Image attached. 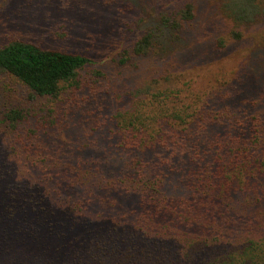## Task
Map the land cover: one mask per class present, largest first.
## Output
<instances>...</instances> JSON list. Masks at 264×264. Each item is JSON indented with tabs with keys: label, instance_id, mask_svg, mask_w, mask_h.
Returning <instances> with one entry per match:
<instances>
[{
	"label": "trees",
	"instance_id": "1",
	"mask_svg": "<svg viewBox=\"0 0 264 264\" xmlns=\"http://www.w3.org/2000/svg\"><path fill=\"white\" fill-rule=\"evenodd\" d=\"M53 1L0 0V264H264L263 102L164 63L193 3L159 0L109 78L11 28ZM221 1L239 41L255 0Z\"/></svg>",
	"mask_w": 264,
	"mask_h": 264
},
{
	"label": "rangeland",
	"instance_id": "2",
	"mask_svg": "<svg viewBox=\"0 0 264 264\" xmlns=\"http://www.w3.org/2000/svg\"><path fill=\"white\" fill-rule=\"evenodd\" d=\"M186 1L193 3L194 19L187 29L175 33L178 42L174 46L164 47V63L173 58H188L190 62L186 66L190 64L207 72L210 81L221 76L233 78L246 94L248 89L252 91L248 93L249 98L263 102L264 111V99L261 98L264 96V0H255L258 15L236 31L240 35L239 41L231 33L229 35L231 27L222 14L221 0ZM242 1L237 0V3ZM53 2L52 7L40 9L34 6L31 12L9 20L13 23L11 28L25 38L29 35L45 48L89 55L98 65L93 68L101 66L109 78L115 73L124 74L116 50L157 22L160 12L159 0H139L137 6L131 1L117 0L109 7L100 5L98 0H82L80 10L89 12L86 15L59 7L63 0ZM139 17L142 21L137 23ZM61 26L67 33L64 38L58 34ZM114 30L115 35L111 33ZM223 37L226 41L220 49L217 40ZM167 47L174 53L166 51Z\"/></svg>",
	"mask_w": 264,
	"mask_h": 264
}]
</instances>
